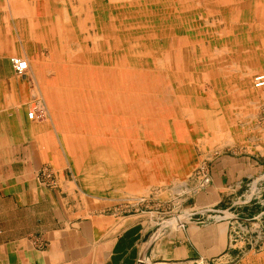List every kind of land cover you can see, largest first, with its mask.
Instances as JSON below:
<instances>
[{"label": "rangeland", "instance_id": "1", "mask_svg": "<svg viewBox=\"0 0 264 264\" xmlns=\"http://www.w3.org/2000/svg\"><path fill=\"white\" fill-rule=\"evenodd\" d=\"M32 3L41 42L29 59L25 110L41 104L46 114L31 119L26 180L48 190L50 222L139 215L161 238L213 213L189 206L213 159L231 155L250 157L256 170L239 198L216 206L227 214L214 215L247 214L243 236L255 240L254 216L264 217V87L254 81L264 73V0ZM224 130L233 141L219 147ZM261 227L264 240V218ZM240 256L188 264H237Z\"/></svg>", "mask_w": 264, "mask_h": 264}, {"label": "crops", "instance_id": "2", "mask_svg": "<svg viewBox=\"0 0 264 264\" xmlns=\"http://www.w3.org/2000/svg\"><path fill=\"white\" fill-rule=\"evenodd\" d=\"M39 21L42 18L32 0H0V264H188L198 258L221 261L240 254L237 264H264L261 214L254 216L258 220L250 229L256 232L255 240L253 235L243 236L249 228L242 227V222L252 220L247 214L245 217L234 208L232 218L214 215L225 212L216 207L222 201L225 204L242 195L246 179L256 170L250 157H215L209 169L211 182L189 206L194 210L190 214L213 213L201 215L203 220L187 219L181 228L170 229L158 239L153 238L151 223L140 220L139 215L121 217L114 224L102 217L72 221L70 226L50 222L48 190L26 180L31 170L33 176L36 143L33 119L25 110L33 96L32 76L27 71L15 72L10 61L18 55L31 68L29 59L41 42V29L33 23ZM227 131H223L225 136ZM230 138L226 136L217 146L230 143ZM78 210L71 212L80 213ZM53 213L54 218L57 209ZM246 244L252 248H244ZM232 246L240 250L232 254Z\"/></svg>", "mask_w": 264, "mask_h": 264}, {"label": "built area", "instance_id": "3", "mask_svg": "<svg viewBox=\"0 0 264 264\" xmlns=\"http://www.w3.org/2000/svg\"><path fill=\"white\" fill-rule=\"evenodd\" d=\"M10 61L12 63L13 69L17 73L24 74L29 69V61L24 57L14 55L10 58ZM254 81L256 87H264V73L257 74L255 76ZM45 114L46 112L42 108L41 104H35L29 109L28 118L40 119V118H44ZM204 180L206 184H209L211 182L210 175H206Z\"/></svg>", "mask_w": 264, "mask_h": 264}, {"label": "bare ground", "instance_id": "4", "mask_svg": "<svg viewBox=\"0 0 264 264\" xmlns=\"http://www.w3.org/2000/svg\"><path fill=\"white\" fill-rule=\"evenodd\" d=\"M121 84V83H120ZM123 84V83H122ZM120 96V95H119ZM124 94H123V98H124ZM113 97H114V95H113ZM112 98V97H111ZM130 98V97H129ZM108 99H109V97H108ZM115 99H116V97H115ZM117 99H119L118 97H117ZM124 99H126V98H124ZM113 100V99H112ZM120 100V99H119ZM129 100V99H128ZM114 103V102H113ZM121 103V102H120ZM119 103V104H120ZM125 103H126V101H125ZM131 103V102H130ZM122 104V103H121ZM127 104V103H126ZM117 104H115V106H116ZM110 106H111V104H110ZM121 107H122V105H121ZM126 107V106H125ZM131 107V106H130ZM219 114V113H218ZM202 120H203V118H202Z\"/></svg>", "mask_w": 264, "mask_h": 264}]
</instances>
